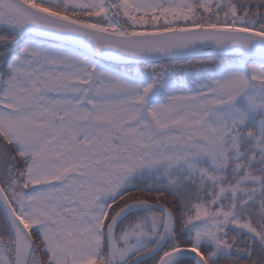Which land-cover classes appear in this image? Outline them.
Here are the masks:
<instances>
[{"label":"snow or ice","instance_id":"obj_1","mask_svg":"<svg viewBox=\"0 0 264 264\" xmlns=\"http://www.w3.org/2000/svg\"><path fill=\"white\" fill-rule=\"evenodd\" d=\"M0 216V264H264V0H0Z\"/></svg>","mask_w":264,"mask_h":264},{"label":"water","instance_id":"obj_2","mask_svg":"<svg viewBox=\"0 0 264 264\" xmlns=\"http://www.w3.org/2000/svg\"><path fill=\"white\" fill-rule=\"evenodd\" d=\"M207 57H230V56L215 53L211 47H205L200 52L192 54V55L175 57V58L170 57L166 59H156V60L150 61V63L156 64V63H162V62H168V61L190 60V59L207 58Z\"/></svg>","mask_w":264,"mask_h":264},{"label":"trees","instance_id":"obj_3","mask_svg":"<svg viewBox=\"0 0 264 264\" xmlns=\"http://www.w3.org/2000/svg\"><path fill=\"white\" fill-rule=\"evenodd\" d=\"M222 59H213V60H201V61H190V62H175V63H164V64H161V65H155V69L157 71L160 70V67L163 65V66H171V65H176L177 67H180V66H191V67H200L202 64H206L208 66H212L211 65V62L215 61V62H219L221 61ZM140 187H144V185L141 183L140 184ZM0 219H1V216H0ZM152 264V263H151Z\"/></svg>","mask_w":264,"mask_h":264}]
</instances>
